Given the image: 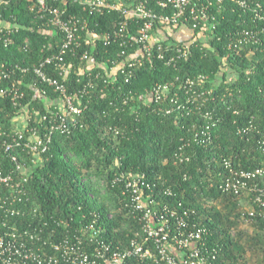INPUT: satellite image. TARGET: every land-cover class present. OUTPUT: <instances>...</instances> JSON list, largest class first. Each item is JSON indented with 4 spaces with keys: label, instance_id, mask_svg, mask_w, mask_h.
Here are the masks:
<instances>
[{
    "label": "trees",
    "instance_id": "obj_1",
    "mask_svg": "<svg viewBox=\"0 0 264 264\" xmlns=\"http://www.w3.org/2000/svg\"><path fill=\"white\" fill-rule=\"evenodd\" d=\"M134 1L166 12L158 4L163 0ZM212 1L215 19L203 24L215 28L199 39L177 38L183 24L173 34L156 28L159 42L149 55L136 41L144 19L77 2L52 4L76 17L80 36V45L64 55L65 69H45L80 110L66 118V128L59 126L65 95L35 73L60 51L64 35L48 13H39L36 0H10L0 8L6 25L0 34V171L21 183L15 189L0 184V235L38 227L51 254V243L81 237L82 228L94 225L97 238L127 248L145 237L126 186L136 179L146 199L156 200L154 211L174 213L172 228L183 220L205 229L211 264H250L252 258L264 264L259 192L233 195L222 187L229 169H264V21L232 0ZM258 2L264 15V0L250 3ZM245 29L260 31L259 43L237 44ZM180 47H188L187 57H177ZM85 52L89 60L82 59ZM32 131L51 135L39 156L23 147ZM249 184L264 190V176ZM244 199L252 212L242 211Z\"/></svg>",
    "mask_w": 264,
    "mask_h": 264
},
{
    "label": "built area",
    "instance_id": "obj_2",
    "mask_svg": "<svg viewBox=\"0 0 264 264\" xmlns=\"http://www.w3.org/2000/svg\"><path fill=\"white\" fill-rule=\"evenodd\" d=\"M12 1V0H11ZM224 0H218L222 3ZM252 0H232L233 3L251 14L253 19L264 21V15L260 9H263L261 3H255L252 7ZM10 0H0V8L8 5ZM57 2H77L86 8L94 11L117 10L127 17L142 18L145 25L141 28L136 39L143 53L150 54L152 45L159 42V34L153 33L154 29L161 30L166 26V30L173 34L174 29L183 24L185 28L180 27L179 31H184L186 38L196 35L199 39L208 32L209 28H215L210 22L209 26H204L203 22H209L215 19L213 15L209 16L210 7L213 6L212 0H163L158 4L163 14H158L152 9L147 8L144 1L134 0H36V6L39 13H48L50 15L49 23L57 28L64 35V42L58 53H53L47 57L45 62L35 67L36 75L47 85L53 87L56 91L65 95V112L60 116L59 126H65V120L69 116L80 113L71 96L66 95L67 89L64 84L55 78L49 77L45 72L46 67L55 66L59 69L64 68V55L68 51H73L80 45V36L78 20L75 16L65 17V11L52 4ZM193 22L192 26L188 25ZM6 25L0 20V34ZM178 32V31H177ZM260 31L245 29L237 38V44H257L259 43ZM161 34V31H160ZM178 34V33H177ZM185 36H181L185 37ZM196 39H194L195 42ZM172 44V42H170ZM190 46V45H187ZM175 53L178 58L187 57L189 54L187 48H177ZM90 55L85 52L82 55L83 60H89ZM175 57L172 58V60ZM17 96V92L15 93ZM15 96V97H16ZM15 100V99H14ZM55 127H52L54 130ZM52 133V132H51ZM46 138L40 137L36 131H32L25 141L23 147L29 149L33 155L46 152L48 143L51 141V135ZM24 132L18 133V139L24 140ZM18 146L22 145L17 142ZM40 155V154H39ZM37 155V156H39ZM23 171V169H18ZM231 176L224 182L223 189L233 195H240L243 190L259 192L255 202L264 207V190L256 189V184L250 185L254 181L264 176V169L235 171L229 169ZM24 172V171H23ZM25 173V172H24ZM26 174V173H25ZM27 182V178H24ZM0 184L8 188L15 189L21 183L15 182L12 175H5L0 171ZM127 189L131 192V206L135 213L139 214L143 222L144 239L141 242L131 241L129 247L120 249L113 248L104 240L97 238L100 231L94 225L82 228V236L64 238L59 243H51V254L43 249L46 244H42V229L36 227L34 232L23 230L22 234L11 230V234L0 235V264H125L130 258H138L143 263L151 264H211L210 253L206 251L205 229L190 227L188 222L178 220L172 228L171 220L175 218L174 213L164 208L163 212L154 211L151 205L156 203L155 199H146L142 188L139 186V180L132 179L127 183ZM254 215V213H251ZM157 222V223H155ZM157 224V225H156ZM156 225V226H155ZM41 233V234H40ZM39 234V237H37ZM97 244L96 247H93Z\"/></svg>",
    "mask_w": 264,
    "mask_h": 264
},
{
    "label": "rangeland",
    "instance_id": "obj_3",
    "mask_svg": "<svg viewBox=\"0 0 264 264\" xmlns=\"http://www.w3.org/2000/svg\"><path fill=\"white\" fill-rule=\"evenodd\" d=\"M184 34H185V33H184L183 30H182V31H178L177 36H179V37H181V36H185ZM249 202H250V201H249V200H246V199H244V200L242 201V207H241V209H242V211L245 212V213L252 212V210H251V206H250ZM248 257L251 259V255H250V254L248 255ZM250 264H259L258 258H252V259L250 260Z\"/></svg>",
    "mask_w": 264,
    "mask_h": 264
},
{
    "label": "crops",
    "instance_id": "obj_4",
    "mask_svg": "<svg viewBox=\"0 0 264 264\" xmlns=\"http://www.w3.org/2000/svg\"><path fill=\"white\" fill-rule=\"evenodd\" d=\"M177 38H180L179 36H176Z\"/></svg>",
    "mask_w": 264,
    "mask_h": 264
}]
</instances>
